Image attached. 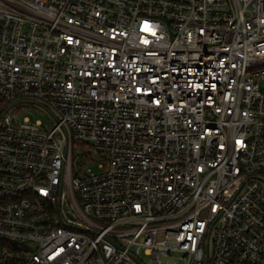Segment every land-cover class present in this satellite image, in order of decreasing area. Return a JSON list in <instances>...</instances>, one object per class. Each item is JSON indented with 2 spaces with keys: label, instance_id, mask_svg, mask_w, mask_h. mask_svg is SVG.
I'll return each mask as SVG.
<instances>
[{
  "label": "built area",
  "instance_id": "2783aa9c",
  "mask_svg": "<svg viewBox=\"0 0 264 264\" xmlns=\"http://www.w3.org/2000/svg\"><path fill=\"white\" fill-rule=\"evenodd\" d=\"M171 252L264 260V0H0V264Z\"/></svg>",
  "mask_w": 264,
  "mask_h": 264
},
{
  "label": "rangeland",
  "instance_id": "374dc122",
  "mask_svg": "<svg viewBox=\"0 0 264 264\" xmlns=\"http://www.w3.org/2000/svg\"><path fill=\"white\" fill-rule=\"evenodd\" d=\"M16 117L19 120H23L25 118H28L30 120H40V121L47 120L46 115L41 110H38L36 108H29L26 110H22L16 115ZM91 167L94 170H97L95 168L94 163L91 165ZM141 257H143L142 254ZM143 260L147 264V259L145 257H143ZM159 264H183V259L179 253L171 252L168 255L160 257Z\"/></svg>",
  "mask_w": 264,
  "mask_h": 264
},
{
  "label": "trees",
  "instance_id": "16d2710c",
  "mask_svg": "<svg viewBox=\"0 0 264 264\" xmlns=\"http://www.w3.org/2000/svg\"><path fill=\"white\" fill-rule=\"evenodd\" d=\"M240 264H241V263H240ZM242 264H247V263H242ZM260 264H264V260H263Z\"/></svg>",
  "mask_w": 264,
  "mask_h": 264
}]
</instances>
